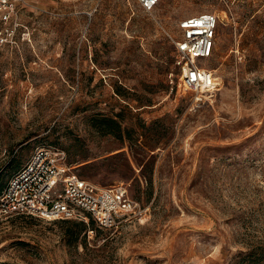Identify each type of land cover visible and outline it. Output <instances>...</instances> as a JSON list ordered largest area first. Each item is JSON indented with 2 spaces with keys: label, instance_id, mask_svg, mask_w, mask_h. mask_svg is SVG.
I'll return each mask as SVG.
<instances>
[{
  "label": "rangeland",
  "instance_id": "rangeland-1",
  "mask_svg": "<svg viewBox=\"0 0 264 264\" xmlns=\"http://www.w3.org/2000/svg\"><path fill=\"white\" fill-rule=\"evenodd\" d=\"M204 11L216 87L183 92L179 22ZM19 21L0 51V181L52 145L147 211L77 240L61 218L1 219L0 264H264V0H24Z\"/></svg>",
  "mask_w": 264,
  "mask_h": 264
},
{
  "label": "built area",
  "instance_id": "built-area-1",
  "mask_svg": "<svg viewBox=\"0 0 264 264\" xmlns=\"http://www.w3.org/2000/svg\"><path fill=\"white\" fill-rule=\"evenodd\" d=\"M158 1L139 0L148 11ZM23 3L24 0H0V51L16 42ZM217 25V14L209 11L179 22L181 37L175 41V46L181 65L178 83L183 92L215 89L216 76L204 60L213 54ZM146 211L130 196L127 184L99 186L88 181L67 162L65 151L52 145L37 147L11 174L0 194V220L30 215L88 222L91 216L98 228L113 229L124 220L144 216Z\"/></svg>",
  "mask_w": 264,
  "mask_h": 264
},
{
  "label": "trees",
  "instance_id": "trees-1",
  "mask_svg": "<svg viewBox=\"0 0 264 264\" xmlns=\"http://www.w3.org/2000/svg\"><path fill=\"white\" fill-rule=\"evenodd\" d=\"M97 129L103 135L112 134V135H115L116 137L121 138V139L124 137L120 122L116 118H113V117H102V118H100V124L97 127ZM6 183L4 184L3 181H0V194H1L4 186L6 185ZM61 220L72 222L75 225L76 229L70 230V236H72L74 238V240H77L79 234L83 230H85V233H86V231H87V229H89V227H90V229H95V227L98 228L95 225V221L91 216H88V222H84L82 220H68V219H61ZM99 229H101V228H99Z\"/></svg>",
  "mask_w": 264,
  "mask_h": 264
}]
</instances>
